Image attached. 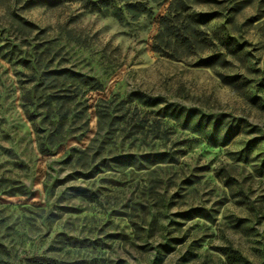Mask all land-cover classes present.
<instances>
[{
  "label": "rangeland",
  "instance_id": "rangeland-1",
  "mask_svg": "<svg viewBox=\"0 0 264 264\" xmlns=\"http://www.w3.org/2000/svg\"><path fill=\"white\" fill-rule=\"evenodd\" d=\"M169 5L0 0V264H264V9L192 5L220 16L174 59L154 50Z\"/></svg>",
  "mask_w": 264,
  "mask_h": 264
},
{
  "label": "trees",
  "instance_id": "trees-1",
  "mask_svg": "<svg viewBox=\"0 0 264 264\" xmlns=\"http://www.w3.org/2000/svg\"><path fill=\"white\" fill-rule=\"evenodd\" d=\"M57 0H38L39 4L43 6H51ZM85 2L87 7L95 12L103 13L107 16L117 18L123 22L126 18L134 21L140 20L144 17H149L153 14V6H160L163 0H77ZM253 0H170V5L167 14L160 19V31L155 37L154 50L158 53L170 55L171 58L181 59L177 57L178 49H190L196 52L198 46L203 41L201 40V28L207 23L215 20L220 16V13L214 12L212 14H200L195 18L191 14V6H216L225 14L227 18H234L252 4ZM261 8L264 9V0H259ZM222 13V14H223ZM173 52V53H172ZM216 56L209 57L200 63V66L213 67ZM55 76L54 82H59L63 79L67 82L77 85L78 87H88L91 90H97L98 85L94 79L85 77L76 72L64 70L53 72ZM30 98V96H29ZM150 104V103H148ZM151 106V105H150ZM51 107V105H49ZM52 108V107H51ZM58 111L51 119V125L54 127L55 133L62 134L68 123L67 114L63 113V108H58ZM169 113L166 117L175 120H184V115L176 109L167 108ZM51 118V116L49 117ZM188 121V117L185 119ZM196 130V129H195ZM62 142L61 137L54 139V144ZM44 147V146H42ZM128 165H133L132 158L126 157ZM7 249L0 244V254H5ZM36 264H53L51 261L38 258L35 260Z\"/></svg>",
  "mask_w": 264,
  "mask_h": 264
}]
</instances>
